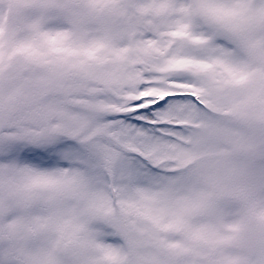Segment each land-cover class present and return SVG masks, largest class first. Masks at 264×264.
<instances>
[{
  "label": "snow or ice",
  "instance_id": "snow-or-ice-1",
  "mask_svg": "<svg viewBox=\"0 0 264 264\" xmlns=\"http://www.w3.org/2000/svg\"><path fill=\"white\" fill-rule=\"evenodd\" d=\"M0 264H264V0H0Z\"/></svg>",
  "mask_w": 264,
  "mask_h": 264
}]
</instances>
